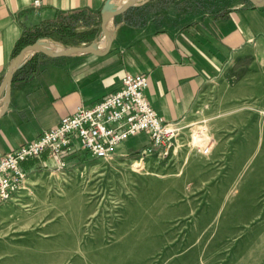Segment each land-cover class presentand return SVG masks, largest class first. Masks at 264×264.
<instances>
[{
	"label": "rangeland",
	"instance_id": "rangeland-1",
	"mask_svg": "<svg viewBox=\"0 0 264 264\" xmlns=\"http://www.w3.org/2000/svg\"><path fill=\"white\" fill-rule=\"evenodd\" d=\"M224 1L137 8L176 16ZM250 53L208 81L168 149L142 160L131 150L149 143L143 134L115 149L131 151L123 158L76 150L33 168L0 205V264H264V56ZM33 56L46 66L67 57Z\"/></svg>",
	"mask_w": 264,
	"mask_h": 264
},
{
	"label": "crops",
	"instance_id": "crops-1",
	"mask_svg": "<svg viewBox=\"0 0 264 264\" xmlns=\"http://www.w3.org/2000/svg\"><path fill=\"white\" fill-rule=\"evenodd\" d=\"M107 2L42 0L41 6H34L33 0H0V86L22 35L57 20L60 13L80 14L75 31L99 34L81 44L98 41L102 49L101 14ZM112 23L113 41L103 55L72 54L48 66L37 56L26 58L22 67H36L37 72L30 80L15 81L19 69L7 109L0 102V157L57 125L78 106L95 104L117 90L127 73L148 75L146 95L154 110L165 121L183 126L208 81L250 52L264 56V7L249 0H226L209 12L176 16L135 5ZM56 28L54 22L49 30ZM143 134L149 143L131 151L153 147L147 133L137 135ZM52 158L46 153L25 167L32 170Z\"/></svg>",
	"mask_w": 264,
	"mask_h": 264
},
{
	"label": "built area",
	"instance_id": "built-area-1",
	"mask_svg": "<svg viewBox=\"0 0 264 264\" xmlns=\"http://www.w3.org/2000/svg\"><path fill=\"white\" fill-rule=\"evenodd\" d=\"M42 0H33L41 6ZM148 75L127 73L121 87L95 104L80 105L61 118L60 122L43 131L37 138L0 157V205L9 202L23 188L30 169L26 162L39 160L48 153L53 158L82 150L95 158L113 161L115 149L131 137L145 132L152 146L142 150L141 159L166 148L179 135V129L162 118L149 102L146 90ZM211 145L200 148L209 154Z\"/></svg>",
	"mask_w": 264,
	"mask_h": 264
},
{
	"label": "water",
	"instance_id": "water-1",
	"mask_svg": "<svg viewBox=\"0 0 264 264\" xmlns=\"http://www.w3.org/2000/svg\"><path fill=\"white\" fill-rule=\"evenodd\" d=\"M140 0H127L125 3L118 5L114 3V0H108V2L105 4L104 9L101 14V28L103 33V40L105 41V46L101 49L100 46H98V41L92 42L87 45H78V46H72V47H65L63 50L60 51H53L48 43H45L43 41H37L33 44H29L25 46L19 54L13 58L9 69L2 81V84L0 86V102L2 101L5 105V109H7L9 101H10V95H11V89H12V82L14 75L16 72L22 67L24 61L28 57L26 54L28 50L33 49V53L35 52H41L47 56L50 57H61V56H69L72 54H75L77 51H83L82 53H92L96 55H103L107 53L109 50L112 41H113V33L111 30H108L106 28V23L109 19H113L114 17L124 13L132 6L137 5V3ZM254 6L256 7H264V0H249Z\"/></svg>",
	"mask_w": 264,
	"mask_h": 264
},
{
	"label": "trees",
	"instance_id": "trees-1",
	"mask_svg": "<svg viewBox=\"0 0 264 264\" xmlns=\"http://www.w3.org/2000/svg\"><path fill=\"white\" fill-rule=\"evenodd\" d=\"M81 19V15L77 13H60L59 17L55 21H45L35 29L26 31L22 37L17 42L13 58L16 57L19 52L27 45L35 43L39 40L40 37H49V38H61L68 41H73L77 38L80 42L88 41L98 37L96 31H86V32H76L75 25ZM57 24V28L54 30H49V27L52 23ZM21 73L15 76V81H27L30 80L34 73L37 72L36 67H32L30 70L23 66L20 68Z\"/></svg>",
	"mask_w": 264,
	"mask_h": 264
},
{
	"label": "bare ground",
	"instance_id": "bare-ground-1",
	"mask_svg": "<svg viewBox=\"0 0 264 264\" xmlns=\"http://www.w3.org/2000/svg\"><path fill=\"white\" fill-rule=\"evenodd\" d=\"M127 0H124V1H122V2H126ZM112 27H113V23H112V20L111 19H109L108 21H107V23H106V28L108 29V30H112ZM101 46L102 47H104L105 46V41H103L102 42V44H101ZM49 47L53 50V51H55V52H57V51H60V50H63L64 48L63 47H58V45L57 46H53V45H49ZM33 49H30V50H28L27 51V55L29 56L31 53H33ZM83 51H77V52H75V54H81Z\"/></svg>",
	"mask_w": 264,
	"mask_h": 264
}]
</instances>
